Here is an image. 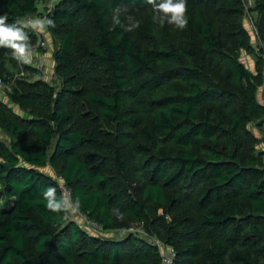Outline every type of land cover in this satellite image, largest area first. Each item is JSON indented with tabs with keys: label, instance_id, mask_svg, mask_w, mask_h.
Here are the masks:
<instances>
[{
	"label": "trees",
	"instance_id": "obj_1",
	"mask_svg": "<svg viewBox=\"0 0 264 264\" xmlns=\"http://www.w3.org/2000/svg\"><path fill=\"white\" fill-rule=\"evenodd\" d=\"M48 1L0 0L8 22H55L53 83L30 64L26 78H11L18 61L0 47L9 87L0 91V264H160L155 243L112 234L134 223L175 250L174 264H264L255 133L264 121V0L251 8L259 55L243 0H186L183 30L155 23L145 0L39 8ZM116 7L124 25L132 16L139 27L114 25ZM49 187L63 200L59 212L47 208Z\"/></svg>",
	"mask_w": 264,
	"mask_h": 264
},
{
	"label": "clouds",
	"instance_id": "obj_2",
	"mask_svg": "<svg viewBox=\"0 0 264 264\" xmlns=\"http://www.w3.org/2000/svg\"><path fill=\"white\" fill-rule=\"evenodd\" d=\"M145 2L151 5L152 19L155 23L160 26L167 23L181 30L186 28L188 24L186 0H145ZM40 4L42 3L40 2ZM123 11L126 12L127 9L124 8ZM121 14V7L112 10V23L114 25L124 27V30L128 32L139 27V22L134 20L132 16L126 17L128 24L124 25L120 19ZM54 27L55 22L49 17H36L27 21L18 19L14 22H8L7 14H0V47L8 48L13 58L18 62L28 63L35 47L29 31L38 30L42 32ZM54 192L55 189L49 187L44 192V197L47 200V208L53 212H59L63 209V200L54 198Z\"/></svg>",
	"mask_w": 264,
	"mask_h": 264
},
{
	"label": "rangeland",
	"instance_id": "obj_3",
	"mask_svg": "<svg viewBox=\"0 0 264 264\" xmlns=\"http://www.w3.org/2000/svg\"><path fill=\"white\" fill-rule=\"evenodd\" d=\"M51 1H53V0H49L48 2H46L44 4H48ZM44 4L43 3L39 4V8H43ZM243 6H244L243 25L249 33V36L251 39V44H252L254 50L259 55L260 54L259 53V51H260V49H259L260 45L259 44L260 43H259V38L257 35V29H256L255 23H254L255 22L254 20L256 18V14L254 11L251 10V8L254 6V0H244ZM38 17H41V16H38ZM48 36H49V33L47 30L42 31V32L37 31L36 42L33 44L35 47H34V51L31 54L30 61L28 63H21L20 62V64L22 65V69H23L24 64H30L31 65L32 60H34L36 58H40L38 60V62L41 64L43 62L44 74H45L46 78L48 79V81L53 83V79L55 78L54 74H53V61L51 60L50 65H48L49 63L46 60L48 51L52 52V48H53L51 40H50V38H48ZM38 39H40L41 42H44L45 48H42L40 46V44L38 43ZM253 57H254L253 54H248L245 50H243L240 53L241 61L249 69L254 68V58ZM48 60H50V57L48 58ZM23 77L26 78V73ZM262 86H263V80H262V84L259 86V89H258V98L261 97ZM255 133H257V132H255ZM257 135H258V133H257ZM49 171L51 172V169H48V172ZM161 213H162V210L159 209L158 214H161ZM81 222H83V221H81ZM113 231H114V233H112V234H115L116 237L117 236L118 237L123 236V234H125L128 231V232H133V233H135V234H137L143 238H146V239L150 240V242H152V243H156L160 248L165 246L164 243L162 242V240L158 236H156L155 234H150L149 232H147V230H145L141 224L134 223V224H131L130 227L118 228V229H115Z\"/></svg>",
	"mask_w": 264,
	"mask_h": 264
},
{
	"label": "built area",
	"instance_id": "obj_4",
	"mask_svg": "<svg viewBox=\"0 0 264 264\" xmlns=\"http://www.w3.org/2000/svg\"><path fill=\"white\" fill-rule=\"evenodd\" d=\"M54 1L55 0L51 1L50 3H48L47 9H50L51 8V6H52V4H53ZM28 19H34V18H32L31 16H27V17L24 18V21H27ZM35 34L37 36V32H35ZM38 43L40 44V46L42 48H45L44 42H41L40 39H38ZM39 59L40 58H36V59L32 60L31 66L34 67V68H37V69H39L41 71H44L43 62H42V64L39 63L38 62ZM18 64H19V71L16 72V74L13 77H11L13 79L23 77L25 75V73H26L22 69V65L20 64V62H18ZM262 75H263V86L261 88V93L262 94H261V97L259 99L262 102H264V65H263V69H262ZM5 89H8L9 90V87L6 86L3 83V80L0 78V91L3 92V91H5ZM252 126H255V124H252ZM255 131L258 133V136H259V138L261 140V146H262V162L264 163V121L262 123H260L258 129L255 128ZM59 186H60V190L62 191L63 198H64V205L66 206V208L68 210V213L70 215V214L74 213V211H75L73 209L72 205H71L70 192H69L68 188L64 185V183L62 181L61 182L59 181ZM79 217L83 218V220H84L83 222H86V224H94L95 225L94 222H91V221L85 219L81 214L79 215ZM75 218H78V216L75 217ZM159 252H160V257H161V263L160 264H174L175 263L176 252H175V250L172 247H169V246H164L162 248L159 247Z\"/></svg>",
	"mask_w": 264,
	"mask_h": 264
},
{
	"label": "crops",
	"instance_id": "obj_5",
	"mask_svg": "<svg viewBox=\"0 0 264 264\" xmlns=\"http://www.w3.org/2000/svg\"><path fill=\"white\" fill-rule=\"evenodd\" d=\"M48 38H49V36H48ZM49 57H50V60H48ZM46 60H47V62L49 63L48 65H50V62H51V52H49V51H48V53H47ZM260 146H261V145H260ZM261 147H262V146H261Z\"/></svg>",
	"mask_w": 264,
	"mask_h": 264
},
{
	"label": "bare ground",
	"instance_id": "obj_6",
	"mask_svg": "<svg viewBox=\"0 0 264 264\" xmlns=\"http://www.w3.org/2000/svg\"><path fill=\"white\" fill-rule=\"evenodd\" d=\"M9 86L11 87V84L9 83Z\"/></svg>",
	"mask_w": 264,
	"mask_h": 264
}]
</instances>
